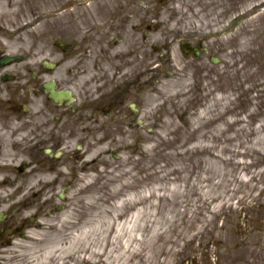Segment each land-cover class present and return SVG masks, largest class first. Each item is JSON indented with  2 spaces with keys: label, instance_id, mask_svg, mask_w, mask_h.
I'll return each mask as SVG.
<instances>
[{
  "label": "rangeland",
  "instance_id": "1",
  "mask_svg": "<svg viewBox=\"0 0 264 264\" xmlns=\"http://www.w3.org/2000/svg\"><path fill=\"white\" fill-rule=\"evenodd\" d=\"M30 1L0 0V18L24 27L15 38L25 44L41 29L45 47L87 35L77 49L120 52L111 63L138 69L168 48L171 74L142 95L152 133L140 128V151L104 152L107 166L92 165L64 210L22 246L25 260L264 264V0H71L75 24L53 14L56 0ZM153 20L160 25L143 40Z\"/></svg>",
  "mask_w": 264,
  "mask_h": 264
},
{
  "label": "flooded vegetation",
  "instance_id": "2",
  "mask_svg": "<svg viewBox=\"0 0 264 264\" xmlns=\"http://www.w3.org/2000/svg\"><path fill=\"white\" fill-rule=\"evenodd\" d=\"M53 8L57 18L75 24L74 1L56 0ZM13 26L0 18V264H30L22 246L31 231L46 227L41 217L63 207L58 202L93 163L106 164L88 155L112 150L109 143L122 136L136 142L127 151L138 148L142 95L154 88L166 60L161 56L162 65L147 71L130 69L111 63L105 49H77L87 35L67 43L58 35L45 47L41 29L28 45L15 38L22 28L13 34ZM52 90L63 96L53 98Z\"/></svg>",
  "mask_w": 264,
  "mask_h": 264
}]
</instances>
